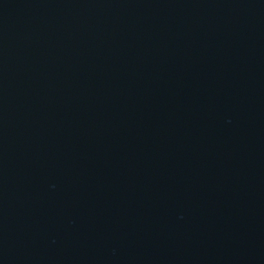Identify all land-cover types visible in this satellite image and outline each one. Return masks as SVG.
Returning a JSON list of instances; mask_svg holds the SVG:
<instances>
[{
  "label": "water",
  "instance_id": "95a60500",
  "mask_svg": "<svg viewBox=\"0 0 264 264\" xmlns=\"http://www.w3.org/2000/svg\"><path fill=\"white\" fill-rule=\"evenodd\" d=\"M0 264H264V0H0Z\"/></svg>",
  "mask_w": 264,
  "mask_h": 264
}]
</instances>
